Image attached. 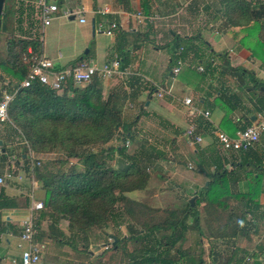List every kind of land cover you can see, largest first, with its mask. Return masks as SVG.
Wrapping results in <instances>:
<instances>
[{
    "label": "trees",
    "instance_id": "trees-1",
    "mask_svg": "<svg viewBox=\"0 0 264 264\" xmlns=\"http://www.w3.org/2000/svg\"><path fill=\"white\" fill-rule=\"evenodd\" d=\"M256 13L264 16V10L254 11L248 0H224L219 17L214 16L215 20L219 18L220 21L216 24L217 20H214L211 27L222 32L231 26L248 25L256 22ZM258 26V33L264 34V21ZM252 28L250 26L245 31ZM180 43L177 42L174 49L176 51L182 47V58L187 47L184 48ZM258 45L263 46L264 43L260 42ZM27 49L32 54H39V41L30 37H8L0 68L14 79L13 86L18 85L27 71ZM174 52L168 62L169 73ZM221 54L227 59L225 53ZM131 78L132 75L126 76L125 86L117 83L105 96L102 95L101 81L96 77L82 86L67 83L60 92L33 82L28 87L18 88L9 100L6 123L12 132L18 134L21 142L25 141L21 143L22 150L18 152L20 154L16 156L14 163L21 158L23 170L27 174L29 158L26 153L28 149L32 151L36 155L32 161V179L43 190L40 198L42 208L36 211L34 221L35 240H41L38 229L45 218L49 219L48 226L51 227L47 237L62 244L63 233L58 229L61 219L67 220L66 227L71 231L69 237L82 233L84 239H88L86 232L90 229L102 230L108 222L124 217L128 220L126 232L129 235L127 239L110 235L115 241L108 250L120 247L125 240L137 245L126 253L121 250L128 258L126 264H203L200 256L203 239L207 242L212 264H245L248 261L245 249L235 246L224 261H220V254L213 250L212 241L226 243L232 239L234 246L237 237L247 238L248 227H255L254 219L258 216L254 215L253 210L258 208L257 197L260 192L257 186L264 170V155L259 157L260 150L256 147L259 140L246 151H234L237 153L236 158L241 160L233 161L227 168L219 165L214 170L205 172L204 183L184 202L161 208L138 200L129 194L144 188L148 173L145 171L141 151L143 148H127L128 137L132 139L133 136L131 124L123 121L122 108L127 100L134 101L138 96V92L128 89L130 85L132 89L134 87ZM253 81L254 88L261 86L262 92L258 94L262 103L264 80ZM142 89H146L150 96L154 88ZM138 117L139 114L134 116L132 122H136ZM246 120L250 121V118L247 117ZM111 141L117 143L110 144ZM261 143L264 147V140ZM54 151L62 153L61 158L42 160L38 156ZM4 153L5 149L2 154ZM249 155L257 157L253 162L252 172L249 170L252 175L245 167L246 163H250L249 160L243 159ZM70 159L75 160L81 168L68 166ZM36 161L38 164H35ZM6 166L11 168L9 161ZM234 167L242 169L244 176L251 180L243 193L233 194L229 189L231 180L236 179ZM196 169L202 171L200 164ZM11 172L16 174V169H11ZM231 196L239 197V210L227 204ZM191 197L192 205L189 203ZM16 204L14 198L0 193V211L13 209ZM247 214L250 219L246 218ZM189 218L191 219L188 221ZM6 228L7 226L3 232ZM1 229L0 221V231ZM187 231L196 232V241L193 242H196L197 252L193 248H180L177 245ZM255 248V252L250 254V264L264 263V233L262 242Z\"/></svg>",
    "mask_w": 264,
    "mask_h": 264
},
{
    "label": "crops",
    "instance_id": "crops-1",
    "mask_svg": "<svg viewBox=\"0 0 264 264\" xmlns=\"http://www.w3.org/2000/svg\"><path fill=\"white\" fill-rule=\"evenodd\" d=\"M13 1H15L12 2L13 9L7 7L4 12H0V32L3 31L6 33L8 31L9 34L12 33L13 36H18L15 32L29 34L32 29L27 26L23 17L25 7L22 3L24 0ZM54 1L57 4V11L51 21L62 17L66 18L68 21L71 20L69 23L72 25H81L77 26L80 27V41L76 38L77 36H74L69 44L63 45L59 42L58 45H55L53 50L49 49L48 51H44V46L42 45L43 41L41 42L40 54L52 60L55 69L71 65L79 59L88 60L96 65H100L113 54L119 55L122 61L121 66L126 72L123 74L124 78L132 75L131 79L133 80L132 84L134 87L132 89L130 85L128 89L138 92L135 102H129L127 108L124 106L123 110L124 108L132 110L131 106L135 107V103L142 100L143 110L141 113L143 114L152 110L154 106L151 105V108L149 107L150 98H146L147 92L146 89H142L144 85L141 84L140 80L144 78L149 82L154 80L151 82H156L157 84L161 82L156 89L160 87L169 88V95L163 94L157 97L156 89H154L150 95L155 93L157 98L156 107L162 112L159 118L163 121L165 126L174 128L176 134L164 138L161 144H159L160 147L158 146V149L152 147H149V151L144 148L141 149L143 155L149 158H153V156L164 158L166 154L173 156L174 154H171V152L180 151L183 149V146H187L188 155L192 158H195L197 155V158H199V154L202 153L208 154V162H211L209 166L210 170L219 165H223L224 167H226V165L230 166L233 161L241 160L238 158L237 160L232 159L227 161L225 154H221L219 148L215 144L213 131L219 129L227 135L233 136L236 130L258 121L264 116V99L262 103H260L261 99L258 94L262 92V89L261 86L259 88H254L255 82L253 81V79L264 80V45H258L260 42L264 43V34L258 33V25L264 21L263 15L259 16L256 13L257 17H255L256 22L254 23L251 22L243 26H231L222 32H217L215 31L216 29H212L214 27H211V24H214L216 20V22L220 21L219 18L215 20L214 16L219 17V12L223 7L224 0ZM248 1L252 3L254 11L264 10V0ZM181 5H185L184 9L186 10L184 17L178 20L179 24L183 23V25H181L182 30L179 31L185 38H189L188 42L190 45L183 42L180 43L184 48L187 47L188 51L182 56L184 62L183 66L180 68L177 75L172 76L169 72L166 73L168 71L167 62L171 61L170 57H173L175 49H172L169 53H163L162 51L163 44L160 42L162 39H166L165 28H167L168 22L165 21L166 24L164 25L161 23V19L163 16H167L168 19L176 16V9ZM63 10H81V15L85 21L79 22L74 15L72 19H69L68 16L65 17L61 14ZM98 10H103V12H97ZM137 12H140L142 15L157 13L161 18L153 21V23H148L138 18ZM201 16L204 21L208 22L206 26L199 27L198 20H200ZM87 20L90 21V25L93 20V27L90 28L91 36L100 35L109 37V41L107 44L103 45L94 40L92 42V49L85 48L86 51L84 50L85 52H83L85 57H80V52L86 46L90 37L89 25L87 27L84 26V24L88 23ZM105 20L109 22L114 21L117 24L111 36H106L105 34L94 31L95 26L99 22H107ZM50 23L44 27L49 26ZM29 25L31 26L32 24L29 23ZM55 25L59 26V22H56ZM57 26L54 28H57ZM194 26L196 27L195 29L198 30V33L195 32ZM250 26H253V28L246 32L245 29ZM203 32L205 33V37L202 34ZM171 34L173 35L174 32L171 31ZM198 36L204 39L202 40ZM160 37H162L161 40ZM41 40L40 38L39 41ZM155 41L161 45L162 48L157 45L154 47L153 52H151L150 47L155 44ZM3 49L5 50V45H3ZM58 49H61L63 53ZM222 52L226 54L227 59L223 58ZM225 61L226 63H224ZM155 62L158 63V66H155ZM197 66H201L202 70L197 71L195 69ZM156 69L159 71L161 69V71L164 70L165 72L161 80L153 74L157 72ZM112 78L114 79L101 82L104 95H106L113 86L117 85L116 77L114 76ZM103 84L106 85L105 88ZM184 96L190 97L196 108L208 110V119L206 120L199 115L188 116L185 106L180 102V99ZM136 115L137 113L134 112V116ZM140 117L141 116H139V118ZM247 117L250 118V121L246 120ZM189 122L194 123L196 126L195 131L201 137L199 143H190L189 139L180 135ZM178 130L179 134L177 132ZM263 140L264 134L260 136L259 142L256 145L260 150V152H258L259 157L264 155V147L261 143ZM0 142L4 151V145H10L12 140L8 135H5V139H3L0 134ZM167 143L169 146H167ZM19 144H21V142ZM232 156L235 157L234 154ZM256 158V156L253 157L250 155L243 158L250 162L245 165L247 172L251 170ZM200 161L202 163L201 159L196 160V165H199ZM263 161L262 163H264ZM20 163L22 164L21 160L17 161V166H19ZM200 166L202 171L196 169L197 174L193 179L195 181L205 176V169L202 168L201 164ZM2 169L3 171H0V176H2L5 171L10 170L6 165ZM168 169L173 170V167L168 166ZM234 170L236 172L238 167H234ZM22 172L18 173L16 170V174H13V178L5 179V183L0 185V193L2 192L3 195L14 198L17 203L13 209H4L0 211V221L2 222L3 228L0 231V264H3L6 257L18 255L19 252L18 248H16V243L18 242V222L25 214V208L30 202L27 197L30 189V179H28L27 185L25 182L22 184L24 187L20 186L21 179H16L18 175H26V171ZM176 172L175 170V173ZM250 174L252 175V173ZM262 174L264 175V170ZM7 180L12 181L7 182ZM205 180L206 178H204L202 184ZM248 182H251V180L245 176L244 181H241L243 185H240L238 189L246 191ZM192 184L194 186L198 185L196 182H192ZM193 185L191 187H194ZM201 185L199 184L198 186L200 187ZM198 186L196 189L199 188ZM257 187L261 193L264 187V180L262 178ZM37 189V187L34 188L33 197L35 200L40 201ZM196 189L192 190V192ZM260 197L259 195V198ZM259 198L258 203L260 204L262 200ZM149 205L163 207L155 204L152 205L151 203ZM48 224V218H45L40 224V241L49 246L50 250H43L41 252L39 264H90L91 262L92 264H117L115 261L117 259L115 250H62V248L59 247L61 244L60 242H56L47 237L48 230L51 229ZM5 226H7V232H3ZM58 229L63 235L65 234L66 230L64 228L58 227ZM185 233L187 234L185 235ZM185 233L183 240L190 234L189 232ZM55 234L57 233L55 232ZM10 243L13 247H9ZM51 247L56 250H51Z\"/></svg>",
    "mask_w": 264,
    "mask_h": 264
},
{
    "label": "rangeland",
    "instance_id": "rangeland-1",
    "mask_svg": "<svg viewBox=\"0 0 264 264\" xmlns=\"http://www.w3.org/2000/svg\"><path fill=\"white\" fill-rule=\"evenodd\" d=\"M12 2H15V1L4 0L1 11L4 12L7 7H10L11 9H13V3ZM32 2H34V0H24V2L22 3L25 7L24 11H23V17L25 19V23L32 30L29 32V34L28 33L25 34L24 32H21V33L15 32L18 35L15 37H17L18 39L24 38V37H26V38L32 37V38L36 39L37 41H39V39L41 38L42 40L39 41V43L41 45V42L43 41L42 45L44 46V51H48L49 49L53 50L55 45H58L59 42L63 45L69 44L72 37H74V36H77L76 38L80 41V39H79L80 38V36H79L80 27H77V26H81V25L80 24L77 26L72 25L69 23V22H71V20L68 21L66 18H62V17L59 19L51 21L50 25L47 27H44L43 31L41 33L40 28L38 27V21H37V16H36L37 12H36V9L34 8V5L32 4ZM184 8H185V5L178 6L176 9V13H177L176 16H174L170 19H168L167 16L162 17V19H161L162 24L165 25L166 24L165 21L168 22L167 28H165L166 39H162V37H160V40L162 39L160 43L163 44V48L161 45H159L155 41V44L151 45V47H150L151 52H153L154 47H156L157 45H159V47L162 48L163 53H169L172 49L175 48V45L177 44V42H183V43H187V45H190V43L188 42L189 38H185L184 35H182L179 31V30H182L181 25H183V23L179 24L178 20H179V18L184 17V13L186 10ZM87 21H88V23L84 24V26L87 27L89 25L90 37H89L88 42L86 43V46L80 52V57H85V54H83L85 48L92 49V42L94 40L98 41L100 44H103V45L107 44L109 41V37H104V36H100V35L99 36L93 35L94 36V39H93V36H91V31H90V28H91L90 21L89 20H87ZM105 21L109 22L108 20H105ZM56 22H59V26L55 25ZM107 22H103V25L106 26ZM29 23H31L32 25L30 26ZM198 23H199V27H203V26H206V24L208 22L204 21L203 17L201 16L200 20H198ZM216 23H218V22H216ZM193 25H194V23H193ZM55 26H57L58 29L54 28ZM86 27H84V28H86ZM195 28L196 27L194 26V29ZM171 31L174 32L173 35L171 34ZM31 32H32V34H31ZM195 32L198 33V30L195 29ZM202 34L205 37V33L203 32ZM10 35H12V33L9 34L8 31L6 33L3 31L0 32V61L4 60L5 50L3 49V45H6V41ZM171 37H172V39H171ZM199 38H201L202 40L204 39L201 36ZM203 42H205V41H203ZM58 50H60L62 52L61 49H58ZM186 51H188V48ZM155 66H158L157 62H155ZM156 70H157V72H155L153 74L155 76H157L158 78H160V80H161L164 77L165 72H164V70L161 71V69H160V71L158 69H156ZM168 72L169 71H167L166 73H168ZM115 77H116L115 79L117 80L118 84L121 83L122 85L125 86L124 76H122V77L115 76ZM111 79H114V78H109L107 80H111ZM4 81L9 82V87L13 86L14 79H12V77H10L5 71H3L0 68V83H2ZM100 81L102 82L104 80H100ZM151 81H154V80H151ZM151 81L149 82V81H147V79H144V78H142L140 80L141 84H143L144 87H146L149 90L151 87L156 89V87H158L161 84V82H159L160 84H157L156 82H151ZM114 84H116V83H114ZM75 86H82V85H75ZM103 87L105 88L106 85L103 84ZM57 91L60 92V90H57ZM102 91H103L102 95L105 96L104 90H102ZM146 92H147V90H146ZM150 96L148 97L146 95V98H150L149 99L150 100L149 107L151 105H153L154 107L152 110H150L146 114L141 113L143 110L142 109V103H143L142 100L137 101L135 103V107L131 106L132 108L131 107L130 108L132 110H128L126 108H127V105L129 102H135V100L134 101L127 100L124 104V106L126 108H124V110L122 108V110H123V113H122L123 121L125 123L131 124L130 130H131V133L133 136L132 139H130L128 137V146H127L128 149H132L134 146L144 148L148 151H149V147L158 149V146L160 147L159 144H161V142L164 138H168L170 135L176 134V132H174V130H175L174 128H171V127L168 128L167 126H165L163 124V121L159 118L160 115L162 114V112L160 111L159 108L156 107V105H157L156 99L157 98L155 96V93H153ZM151 111H153V112H151ZM134 112L139 114V116H141V117L140 118L138 117L139 118L138 121L133 123L132 120L134 117ZM179 130L177 131L178 134H179ZM0 134H1V137L3 139H5V135H8L9 138L12 140L10 145H7V144L4 145L5 153L0 155V171H3L2 168L5 167L6 162H8L10 159L16 161V158H17L16 156L18 154H20L18 152H20L22 150V144L23 143L19 144L21 142V138L18 137V134L12 132L9 129V126L7 125L6 122H3V123L0 122ZM180 135H181V133H180ZM116 143H117V141H111L110 142V144H116ZM167 146H169L168 143H167ZM235 153L236 152H230V153L227 152L225 154L227 161L232 160V159L237 160L238 158H236ZM171 154H174V155L171 156L169 154H166L164 158L155 157V156H153V158H149V157L143 155V157H144L143 160H145V171L148 173V179H147L145 186L142 190L130 192L129 195H131L132 197H134L138 200L144 201L148 204L151 203L152 205L155 204V205H160L163 207L169 206L171 204L177 205L181 202V200H182V202L186 201V199H188V197H189L188 195H190V193H192V190L196 189L199 184L201 185L204 178H206V176H204V178L202 176L201 179H196V181L193 180L197 174L196 173V168H197L196 163L198 161L196 162V160H198V159L202 160V163L200 161V164L202 165V168L205 169V172L211 171L209 168L211 162H208L209 157H208V154L206 155L205 153L199 154L200 155L199 158H197L198 155L195 156V158L190 157L188 155V152H187V146L186 147L183 146L182 150L173 151V152H171ZM233 154L235 155V157L232 156ZM61 155H62V153L54 151V152H50V153H46V154H39L38 156L40 157V159L45 160V159H54L57 157L61 158L60 157ZM34 156H36V155H34ZM18 160L22 161L21 158ZM188 165H190V167ZM68 166H70V167L72 166V167H75L78 169L81 168L80 165H78L77 162L75 160H72V159H70L68 161ZM168 166L173 167V170L168 169ZM227 167H229V166L226 165V168ZM11 169L12 170L16 169L18 171V173L24 171L23 170V164H21V163L19 166H17V163H14L13 165H11ZM214 169L215 168H212V170H214ZM175 170L177 171L176 173H175ZM243 173L244 172L242 169L236 170V173H235L236 179L233 181L231 180V182H230L229 189L231 192H233V194H235L236 192H242V193L245 192V190L242 191V190L238 189L240 185L241 186L243 185V183H241V181H244V178H245ZM202 175H204V174H202ZM24 176H21L19 178V180L21 179V182H20L21 187H24L22 185V184H24V182L26 183V185L28 184V178L26 175H24ZM241 178H242V180H241ZM262 179L264 180L263 174H262ZM10 181H12V180H7V182H10ZM192 182L193 183L196 182V183H198V185L194 186L192 184ZM192 185L194 187H191ZM36 187L38 188L37 189L38 195L41 198L42 194H43V190L41 188H39V185L36 184V182H35V188ZM259 195L261 196L260 198H259ZM259 195H258L257 199L259 198L262 201L260 202V204L258 203V208L253 210L254 215L256 214L258 217H255V219H254L256 221L255 227L254 228L248 227L247 238L243 237V236L237 237L234 241V246H233L232 241H231L232 239L226 241V243L224 241H212L213 242L212 244H214L213 250L219 252V254H220V261H224L226 256L229 255V253L232 251L231 249L234 248L235 246H237L239 248H243L247 251L246 256L248 257V261H245L246 262L245 264H250V262L252 261V257H250V254L252 255V253L255 252L254 251L256 249L255 246H257L258 244H260L262 242V237H263V233H264V187H263V189ZM233 196L230 197V200L227 201V204L230 207H235L236 210H239L241 208V205L239 203L240 199L237 196L236 197H233ZM128 197H130V196H128ZM199 211H201L200 206H199ZM202 215L203 214L201 213V216ZM259 216H261V218ZM246 218L250 219L249 214L246 215ZM190 219L191 218H189L188 221ZM127 222H128V220H126L124 217H122V218L117 217L113 221L108 222L107 226H105L104 229H102V230L96 229V228L90 229L89 232L88 231L86 232L88 234L89 238L84 239V235H82V233H79L78 236L72 235L73 237L72 236L69 237L71 231L69 232V230L66 229L67 228L66 227L67 220L61 219L59 221L58 227H62L66 231H65V234L63 235V238H62L63 243L60 244L59 247H61L62 250H108V249H110V246L113 242L112 237H110V235L114 234V235H116V237L118 239L122 238V237L124 239H127V236L129 235L126 232V223ZM202 224L203 223H201V225ZM40 229L41 228L39 227L38 233L40 232ZM203 229H204V226H203ZM103 230H105V233ZM72 231L74 234L75 228ZM187 232H189V231H187ZM189 233L190 234L187 237H185V240L181 241L179 244L177 243V245L180 248H185V247L193 248L195 250V252H197L198 248L195 244L196 242L195 243L193 242V240L196 241V237H195L196 232H189ZM186 234L187 233H185V235ZM85 236H87V235L85 234ZM37 241L41 242L39 240H37ZM201 243H202V246H201L200 256H201V259L203 260V264H212L210 262V259H209V256H210L208 253L209 248L207 246L206 240L203 239L201 241ZM120 245H121L120 247H118L116 249L115 248L112 249V250H115V254H116V258H117L115 261L117 264H126L128 262V258L125 255V253L129 252V250H132L137 245L132 244L131 241H129V240L123 241V243H121ZM9 247H13V245L10 243ZM43 250H50L49 246H47L46 244H43V248H41V252ZM51 250H56V249L51 247ZM121 250H125V253ZM261 264H264V263L261 262Z\"/></svg>",
    "mask_w": 264,
    "mask_h": 264
},
{
    "label": "built area",
    "instance_id": "built-area-1",
    "mask_svg": "<svg viewBox=\"0 0 264 264\" xmlns=\"http://www.w3.org/2000/svg\"><path fill=\"white\" fill-rule=\"evenodd\" d=\"M36 9V16L38 21V27L42 33L43 27L48 25L51 19L54 17L57 11V4L54 0H34L32 2ZM97 12H103L98 10ZM61 14L65 17L74 15L77 17L79 22H84V18L81 15V10L68 11L63 10ZM137 17L145 20L148 23L159 20L161 16L157 13L142 15L137 12ZM117 24L114 21H110L106 26L103 22H99L94 31L97 33L111 36L113 31L116 29ZM32 34V32H31ZM40 40V39H39ZM182 47H179L174 52L173 63L170 68V74L172 76L177 75L184 62L180 54ZM28 56L25 61H28L27 71L24 77L19 81L17 86L9 87V82L4 81L0 83V122H7V104L12 98L13 94L18 88L28 87L31 83L37 82L40 85L46 86L53 90H60L63 85L72 83L73 85H83L88 83L93 77L99 80H107L114 76L122 77L125 74V70L122 68V61L119 55L113 54L108 60H105L102 64L96 65L91 61L77 60L71 65L63 68L55 69L54 63L42 54H32L30 49H27ZM197 71H201V66L195 68ZM163 94H170L169 88H157V97ZM180 102L185 106L188 116L199 115L204 119H208L209 111L204 109L200 110L196 108L190 97L184 96L180 99ZM196 126L194 123L189 122L187 126L181 132V136L189 139L190 143H199L201 137L196 133ZM264 134V116L258 121L252 122L248 126L236 130L233 136L227 135L225 132L215 129L213 131L214 141L220 150V153L226 154L227 152L234 151H246L247 149L254 146L258 142L260 136ZM21 143H25L23 140ZM3 148L0 144V154H2ZM27 157L29 158V172L26 174L27 178L30 179V189L27 194L29 199V205L25 208V214L21 217L18 222V242L16 248H18V255H10L6 257L3 264H39L41 248L43 244L35 240L34 235L36 230L34 228V221L36 219V211L42 208V204L39 200L34 199V188L35 182L32 179V161L35 160V156L32 151L27 150ZM9 163L13 165L14 160H10ZM35 164H38L36 161ZM190 167V165H188ZM10 168V166H9ZM11 170V168H10ZM5 171L0 176V185H3L5 179L13 178L11 171ZM21 175L16 176L19 180Z\"/></svg>",
    "mask_w": 264,
    "mask_h": 264
},
{
    "label": "water",
    "instance_id": "water-1",
    "mask_svg": "<svg viewBox=\"0 0 264 264\" xmlns=\"http://www.w3.org/2000/svg\"><path fill=\"white\" fill-rule=\"evenodd\" d=\"M2 3H3V0H0V12H1V8H2ZM72 18H73V15H70L69 16V19H72ZM91 27H93V20L91 21ZM0 144H1V142H0ZM189 203H190V205H192V203H193V197L189 198ZM112 241H113L112 243H114V241H115V238L114 237H113V240Z\"/></svg>",
    "mask_w": 264,
    "mask_h": 264
}]
</instances>
